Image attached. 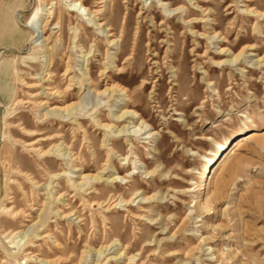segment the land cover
Returning a JSON list of instances; mask_svg holds the SVG:
<instances>
[{
    "label": "rangeland",
    "instance_id": "obj_1",
    "mask_svg": "<svg viewBox=\"0 0 264 264\" xmlns=\"http://www.w3.org/2000/svg\"><path fill=\"white\" fill-rule=\"evenodd\" d=\"M72 1L0 0V264H264V0Z\"/></svg>",
    "mask_w": 264,
    "mask_h": 264
},
{
    "label": "bare ground",
    "instance_id": "obj_2",
    "mask_svg": "<svg viewBox=\"0 0 264 264\" xmlns=\"http://www.w3.org/2000/svg\"><path fill=\"white\" fill-rule=\"evenodd\" d=\"M110 1V0H109ZM148 0H146V2H147ZM154 1V0H153ZM168 0H155L154 2V5L152 4V3H150L148 6H147V8L148 9H150V8H156V9H159L160 11V15H162L163 16V18L164 17H166L165 19L167 20V21H170V19L171 18H173L174 16H177V15H180L179 16V18L180 17H182L181 18V20H182V23L181 24H184V25H186L191 31H192V33H195V34H198L199 36H200V34L197 32V31H193V28L197 25V24H199V22H200V19L199 18H197V17H194V18H189V19H186V18H184V16L186 17L187 15H189V14H191V13H195V11H197V10H199V11H202V12H204V13H206L208 10L207 9H205V8H203L202 6H200V5H198V4H196L195 2H193L192 3V6H194V8L193 7H191L190 9L188 8V7H186V6H179V7H175V8H172L171 7V5H170V3L169 2H167ZM193 0H190V2H192ZM68 2V1H67ZM145 2V3H146ZM100 3H103V1H100V2H98V4H100ZM69 7V6H68ZM68 11H70V12H74L80 19H85L84 17H85V15H87V13H88V15H89V12L88 11H90L85 5H84V3H82L81 1H79V0H73L72 1V3H71V5H70V8L68 9ZM246 12L247 13H249V14H253L254 16L256 15V16H260L261 14L260 13H258V11L257 10H254V9H246ZM91 13H93V14H97V13H99V10H96V11H92ZM174 13V14H173ZM92 14V15H93ZM142 14V13H141ZM171 14H173V15H171ZM150 22L153 24V27H155L156 25H157V22L155 21V18H153V17H151L150 18ZM29 23V22H28ZM27 23V24H28ZM168 22H165V23H163L162 21H161V23L160 24H165V26H166V30H164V31H167L168 33H173L174 31H173V29L174 28H172L170 25H168L167 24ZM99 27L101 26V24H97ZM175 25V29L176 28H180L181 26H180V24L179 23H175L174 24ZM173 26V25H172ZM142 36V35H141ZM37 37V35H36V32H34V31H31V40L33 41V39L34 38H36ZM140 39V38H139ZM114 42V41H113ZM112 42V43H113ZM224 51V49H221L220 50V52H223ZM225 51H227V50H225ZM156 54V53H155ZM239 58V55H237L236 57H235V61L237 60ZM239 61V60H238ZM67 74V70L65 71V73H64V75H66ZM144 81V80H143ZM145 82V81H144ZM148 83V82H147ZM82 84V83H81ZM144 84V83H143ZM146 84V83H145ZM144 87V86H143ZM123 90V89H122ZM121 89H120V91H122ZM123 93H125V91L123 92ZM54 94H56V96H58V97H60V98H63L62 99V101H63V103L65 104V102H67V100L69 99V96L68 95H66L65 93L64 94H62L61 92H59V91H55L54 92ZM46 102H44V104H45ZM80 103V102H79ZM83 105V104H82ZM80 106V105H79ZM74 106L72 105V104H67V105H65V106H57V107H54V108H52V109H50L51 110V113L53 114V116L54 117H58L59 116V118H61V119H63L64 120V118H67V116L69 115V114H71V113H73L72 112V110L74 109L73 108ZM83 108V107H82ZM68 112V113H66L65 115H64V112ZM81 111V110H80ZM62 114H61V113ZM47 113V112H46ZM68 114V115H67ZM45 115V114H44ZM66 116V117H65ZM53 117V118H54ZM105 127H108V125H105ZM31 135V134H30ZM34 135V134H33ZM46 135V134H45ZM55 135V134H54ZM261 136V134H259L258 132H256V131H251L250 130V132L249 133H246L245 135H243L241 138V140L240 141H238L237 143H236V145L227 153V155H226V157H225V159H227V158H230V157H234V156H236L237 155V153L240 151V150H242L243 148H245L248 144H249V142H251V141H253V140H255V139H257L258 137H260ZM58 136L57 135H55V136H49V137H43L42 139H40L41 140V142H48V144H52L53 142H54V140L57 138ZM36 140V139H35ZM33 142V141H32ZM55 148H56V146H55ZM40 150V149H39ZM56 151V150H55ZM43 152V155H45L48 151H45L44 149L42 150L41 149V153ZM225 159L217 166V170L218 169H220L221 167H223L224 166V163H225ZM216 170V171H217ZM216 171L214 172V174L216 173ZM27 176V175H26ZM85 176H83V178H84ZM118 178L117 177H114V180H117ZM31 181V180H30ZM34 182V181H33ZM37 182V181H36ZM35 182V183H36ZM123 202H125L126 204H128V201H126V200H122ZM22 231L23 230H19V231H15L14 233L12 232L9 236H8V238H12V240H11V242L12 243H14L15 242V237L16 236H18V235H22V238L20 239V240H18L17 242H16V244H19V242L23 239V238H27V237H29V235H28V233L27 232H23L22 233ZM26 243V241H24V243L23 244H25ZM27 254H29V252L27 253Z\"/></svg>",
    "mask_w": 264,
    "mask_h": 264
},
{
    "label": "crops",
    "instance_id": "obj_3",
    "mask_svg": "<svg viewBox=\"0 0 264 264\" xmlns=\"http://www.w3.org/2000/svg\"><path fill=\"white\" fill-rule=\"evenodd\" d=\"M13 99V95H12V97H10L9 98V100H12ZM3 124H4V118H3ZM1 198V197H0Z\"/></svg>",
    "mask_w": 264,
    "mask_h": 264
}]
</instances>
